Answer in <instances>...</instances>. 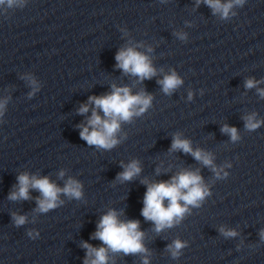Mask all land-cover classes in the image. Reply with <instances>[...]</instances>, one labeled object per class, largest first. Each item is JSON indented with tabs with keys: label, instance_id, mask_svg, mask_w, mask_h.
<instances>
[{
	"label": "clouds",
	"instance_id": "1",
	"mask_svg": "<svg viewBox=\"0 0 264 264\" xmlns=\"http://www.w3.org/2000/svg\"><path fill=\"white\" fill-rule=\"evenodd\" d=\"M199 2L200 0H197L198 4ZM203 2L212 8L214 14L220 13L223 18H227L234 4H242L243 0H229L228 3H221V0H203ZM4 4H7L8 7H22L23 0H0V5ZM115 59L117 62L116 67L122 69L124 73L138 77L141 81L151 79L156 75V69L152 66L149 58L132 47L118 51ZM158 83L162 86V91L165 94H171L182 84V80L173 71L171 74L165 75ZM257 83L253 79H248L245 87L253 88ZM258 91L261 97H264V89H258ZM191 96L192 94L189 93V99H191ZM151 101L152 96L143 91L132 94L130 88L116 87L115 85H113L110 94L89 97V103L93 104L94 108L87 125L81 126V139L90 146L95 145L99 148L111 149L118 143L115 137L120 129V123L122 121L129 122L134 115L145 112L151 106ZM3 107L4 104L0 103V109H3ZM97 109L103 112V117L98 114ZM88 111V104L82 105L79 109L80 114ZM245 120V127L248 130H255L261 124V121L255 119V114L246 117ZM221 131L229 134L233 141L239 139L237 129L234 127L224 125ZM172 149L191 154L204 165L212 167L217 176L220 175V171H217L213 166L211 155L199 149L194 151L190 141L181 139L179 134L173 138ZM140 171L138 162L132 161L119 174L118 178L122 181H128L138 175ZM60 175L62 177L64 173L61 172ZM17 180L18 186L15 191L10 192L9 199L27 200L29 199V189L38 190L41 197L37 198L38 207L36 211L41 213L56 208L61 193L75 199H80L82 196L81 184L72 178L68 179L63 188L50 182L48 177L37 178L36 176H29L27 173L19 175ZM142 183H146L148 186L141 214L146 220L154 223L156 232L178 224L188 211L189 205L199 206V203L209 194V190L203 184L202 177L198 172L187 170L172 177L171 181L159 183L142 181ZM165 200L168 202L167 205L164 203ZM26 219V216L13 214L16 226L23 225ZM143 235L139 231V221H121L118 219L117 212L110 210L101 217L93 237L102 241L107 248H94L85 242L83 247L88 251L84 264H107L108 249L113 252L122 251L126 255L146 252L147 250L142 243ZM224 235L234 237L237 233L234 230H229L224 232ZM260 235L261 239H264V230L261 231ZM185 246L184 242L177 239L168 248L173 258H176ZM144 264H148L147 259H145Z\"/></svg>",
	"mask_w": 264,
	"mask_h": 264
}]
</instances>
